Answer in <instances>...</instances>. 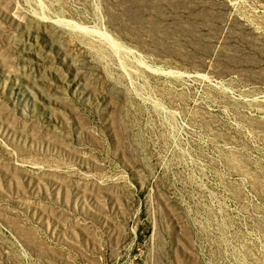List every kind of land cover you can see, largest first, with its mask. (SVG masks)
Returning a JSON list of instances; mask_svg holds the SVG:
<instances>
[{
	"label": "rangeland",
	"instance_id": "1",
	"mask_svg": "<svg viewBox=\"0 0 264 264\" xmlns=\"http://www.w3.org/2000/svg\"><path fill=\"white\" fill-rule=\"evenodd\" d=\"M0 264H264V0H0Z\"/></svg>",
	"mask_w": 264,
	"mask_h": 264
}]
</instances>
